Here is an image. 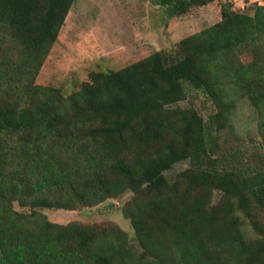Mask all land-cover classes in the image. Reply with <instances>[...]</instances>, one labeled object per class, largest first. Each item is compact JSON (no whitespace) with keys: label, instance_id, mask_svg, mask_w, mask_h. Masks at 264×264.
<instances>
[{"label":"trees","instance_id":"16d2710c","mask_svg":"<svg viewBox=\"0 0 264 264\" xmlns=\"http://www.w3.org/2000/svg\"><path fill=\"white\" fill-rule=\"evenodd\" d=\"M74 1L0 0V264H264V3L223 2L172 50L92 71L66 95L36 80ZM213 1L157 3L174 17ZM194 92L208 115L180 105ZM243 98L255 136L236 132ZM126 192L137 244L115 222L43 212Z\"/></svg>","mask_w":264,"mask_h":264},{"label":"rangeland","instance_id":"374dc122","mask_svg":"<svg viewBox=\"0 0 264 264\" xmlns=\"http://www.w3.org/2000/svg\"><path fill=\"white\" fill-rule=\"evenodd\" d=\"M226 1L235 9L247 12H252L253 3H264V0H215L186 15L168 17L157 0H75L36 81L70 94L90 80L92 71L118 70L156 50H172L181 39L218 22L221 4ZM191 104L204 115L212 111L211 103L200 93H191L180 103L182 106ZM235 127L244 137L256 134V112L245 98L238 101ZM188 165V161L176 164L167 172L168 177L173 179ZM132 196V192H126L93 207L44 209L43 212L51 221L62 224L115 222L137 244L130 219L122 212ZM15 208L29 210L18 202ZM244 228L248 234H253L247 221Z\"/></svg>","mask_w":264,"mask_h":264}]
</instances>
